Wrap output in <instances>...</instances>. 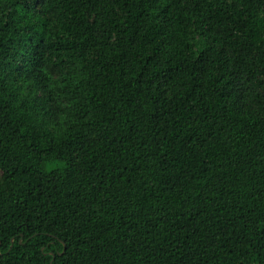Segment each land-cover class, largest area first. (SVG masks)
<instances>
[{"label":"trees","instance_id":"trees-1","mask_svg":"<svg viewBox=\"0 0 264 264\" xmlns=\"http://www.w3.org/2000/svg\"><path fill=\"white\" fill-rule=\"evenodd\" d=\"M0 264H264V0H0Z\"/></svg>","mask_w":264,"mask_h":264}]
</instances>
